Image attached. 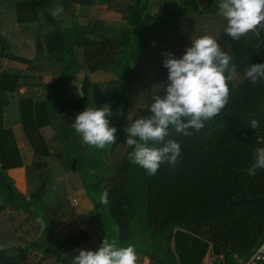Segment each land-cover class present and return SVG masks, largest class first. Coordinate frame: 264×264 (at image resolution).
Returning <instances> with one entry per match:
<instances>
[{
    "label": "trees",
    "instance_id": "16d2710c",
    "mask_svg": "<svg viewBox=\"0 0 264 264\" xmlns=\"http://www.w3.org/2000/svg\"><path fill=\"white\" fill-rule=\"evenodd\" d=\"M96 4L120 14L124 26L109 31L76 13ZM59 6L63 11L53 16ZM226 27L215 0H0V264H71L93 234L80 229L59 240L54 230L73 216L68 199L78 190L86 192L98 224L111 220L113 241L134 246L136 264H203L207 256L212 264H246L253 257L264 243V170L255 176L247 170L264 147V81L254 85L244 71L264 64V30L232 41ZM207 33L236 68L228 103L199 132L172 131L179 163L149 176L128 160V118L147 116L152 95L164 94L150 74L151 66L163 67L162 54L180 58ZM178 40L185 42L182 51ZM4 61L26 69L4 70ZM99 73L111 78L96 81ZM104 105L117 140L97 150L72 125L87 107ZM15 126L32 153L25 193L9 175L24 166ZM105 191L107 206L99 199ZM13 213L28 217L12 227ZM103 239L101 233L93 251Z\"/></svg>",
    "mask_w": 264,
    "mask_h": 264
},
{
    "label": "clouds",
    "instance_id": "9594fccd",
    "mask_svg": "<svg viewBox=\"0 0 264 264\" xmlns=\"http://www.w3.org/2000/svg\"><path fill=\"white\" fill-rule=\"evenodd\" d=\"M215 4L227 21L224 32L232 41L252 31L260 36L264 30V0H215ZM62 11L59 6L52 14L57 16ZM162 55L163 67L168 71L167 84L159 86V92L164 94L152 95L149 114L134 121L128 118L131 122L124 129L127 134L124 144L132 149L128 160L149 176L156 175L161 165L174 168L179 163L181 145L168 138L171 132L191 136L194 132L190 129L202 130L228 103V82L237 75L232 57L209 35L191 40V46L180 58L170 52ZM244 76L254 85L264 81V64L248 65ZM111 116L108 105L87 107L76 115L72 127L84 144L104 150L117 140V129L110 126L108 119ZM250 125L256 129L259 122L253 119ZM257 170H264V147L256 148L247 173L255 176ZM99 199L107 206L108 192L100 194ZM136 261L133 245L118 246L105 237L95 251L76 249L71 264H136Z\"/></svg>",
    "mask_w": 264,
    "mask_h": 264
},
{
    "label": "rangeland",
    "instance_id": "374dc122",
    "mask_svg": "<svg viewBox=\"0 0 264 264\" xmlns=\"http://www.w3.org/2000/svg\"><path fill=\"white\" fill-rule=\"evenodd\" d=\"M203 4V1H200V5ZM107 8L105 6H101L100 4H96L95 6L91 7L89 10L84 12H78L79 17L83 18H91L95 20H100L102 22L103 27H105L107 30H111V28H114L116 30H120L121 27L124 26V20H122L121 15L118 13H114L109 10V12L106 10ZM109 28V29H108ZM106 30V31H107ZM109 30V31H110ZM105 31V32H106ZM107 33V32H106ZM192 33H195V30L192 31ZM211 33H214L211 32ZM211 33H207L206 35L211 36ZM197 34V33H195ZM104 36H107L108 34H103ZM119 35V34H118ZM201 36V35H200ZM213 37V35H212ZM185 42L183 40H178L175 43L177 51H182L184 48ZM178 46V47H177ZM175 57H178V53H173ZM16 67L19 69H26V66H22L19 64H14L11 62H3V69L6 70L8 68ZM165 71V74H162ZM151 81L155 83V86L159 88L160 85H166L167 84V76L168 71L164 67L160 66H151ZM83 75H79L78 78L75 80L74 84L75 87L81 89V86L83 85ZM110 75H104L102 73L96 74L93 79L96 81H103L110 79ZM150 79H143L144 84L146 82H149ZM43 81L50 82L51 79L49 77H45ZM141 109V104L138 103V105L134 108V113L136 115H139ZM6 120V126L9 127V116H5ZM13 130L15 140L17 142V145L22 150V154L24 155V160L27 162L26 165L28 166L30 164V161H27L28 156L32 157L31 150L26 142V139L22 133V130L20 126L11 127ZM24 169H18L16 172H13L11 175L13 181L15 182L16 187L22 192L25 191L24 188ZM21 187V188H20ZM25 193V192H24ZM68 203L70 208L72 209L73 216L66 222L61 223L55 228V233L58 236L59 240H63L72 233L76 232L77 230L84 229L87 231V233L93 234L92 238L88 243L80 247L81 250H91L93 251L96 241L100 238L101 233H103L104 238L106 237L109 239V241H113V238L116 235V232L114 228L112 227L111 220L106 219L103 220L102 224H98L97 219L90 216L92 212V206L90 202L86 199V192L82 190H78L76 193H74L72 196L69 197ZM28 217L27 214L24 213H13L9 217L10 225L12 227H17L24 219ZM103 229V230H102ZM137 255V259H138ZM148 261L144 259L142 261V264H147ZM203 264H212V260L209 256H207L203 262Z\"/></svg>",
    "mask_w": 264,
    "mask_h": 264
},
{
    "label": "built area",
    "instance_id": "2783aa9c",
    "mask_svg": "<svg viewBox=\"0 0 264 264\" xmlns=\"http://www.w3.org/2000/svg\"><path fill=\"white\" fill-rule=\"evenodd\" d=\"M260 261H264V243L256 250L253 257L246 264H257Z\"/></svg>",
    "mask_w": 264,
    "mask_h": 264
},
{
    "label": "crops",
    "instance_id": "0c3cea01",
    "mask_svg": "<svg viewBox=\"0 0 264 264\" xmlns=\"http://www.w3.org/2000/svg\"><path fill=\"white\" fill-rule=\"evenodd\" d=\"M107 34V33H106ZM19 147V146H18ZM20 149V148H19ZM20 152H21V155H22V157H23V161H24V166L22 167V168H18V169H24V172L23 173H25V167L27 166L26 165V161L24 160V155L22 154V150L20 149ZM31 158L32 157H29L28 156V158H27V161H31ZM18 169H14V170H10L9 171V175L11 176L12 174H13V172H16V170H18ZM24 184V188H25V191L24 192H26V190H27V182H26V174H24V182H23ZM21 188V187H20ZM20 191L22 192V190L20 189ZM86 199L88 200V198L86 197ZM89 201V200H88ZM90 202V201H89ZM91 204V203H90ZM92 206V205H91ZM148 264V263H147Z\"/></svg>",
    "mask_w": 264,
    "mask_h": 264
}]
</instances>
